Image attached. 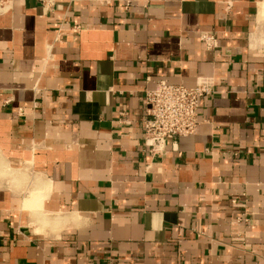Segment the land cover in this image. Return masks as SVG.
Masks as SVG:
<instances>
[{"label":"crops","instance_id":"1","mask_svg":"<svg viewBox=\"0 0 264 264\" xmlns=\"http://www.w3.org/2000/svg\"><path fill=\"white\" fill-rule=\"evenodd\" d=\"M52 1L0 7V264H264V0ZM199 77L150 155L144 90Z\"/></svg>","mask_w":264,"mask_h":264},{"label":"built area","instance_id":"2","mask_svg":"<svg viewBox=\"0 0 264 264\" xmlns=\"http://www.w3.org/2000/svg\"><path fill=\"white\" fill-rule=\"evenodd\" d=\"M11 1L0 0V7H8ZM39 1L44 9L52 10L55 6L52 0ZM128 3L130 0H127ZM71 30L76 31L77 27ZM200 39L207 49H215L218 45L211 30L201 31ZM213 91L214 81L211 77H199L193 86L158 81L154 87L145 89L141 126L146 151L152 156L161 155L165 152L167 141L193 134L199 124L200 98Z\"/></svg>","mask_w":264,"mask_h":264},{"label":"bare ground","instance_id":"3","mask_svg":"<svg viewBox=\"0 0 264 264\" xmlns=\"http://www.w3.org/2000/svg\"><path fill=\"white\" fill-rule=\"evenodd\" d=\"M37 191H35L34 193H36ZM38 193H41L40 190L38 191ZM42 196H38V195H33V197L31 196V198L29 200L26 201L25 206L27 208H31V211L34 212L36 214V220H39L41 222V220L44 219V214L41 213V211L39 210V198ZM39 211V212H38Z\"/></svg>","mask_w":264,"mask_h":264},{"label":"rangeland","instance_id":"4","mask_svg":"<svg viewBox=\"0 0 264 264\" xmlns=\"http://www.w3.org/2000/svg\"><path fill=\"white\" fill-rule=\"evenodd\" d=\"M40 230L42 231V230H43V228H40Z\"/></svg>","mask_w":264,"mask_h":264}]
</instances>
